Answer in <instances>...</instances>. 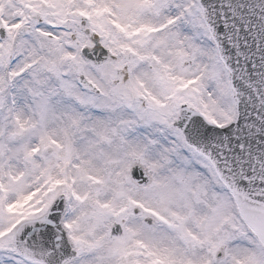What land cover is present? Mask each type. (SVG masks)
Here are the masks:
<instances>
[{"label":"snow or ice","instance_id":"snow-or-ice-1","mask_svg":"<svg viewBox=\"0 0 264 264\" xmlns=\"http://www.w3.org/2000/svg\"><path fill=\"white\" fill-rule=\"evenodd\" d=\"M0 264H264V0H0Z\"/></svg>","mask_w":264,"mask_h":264}]
</instances>
